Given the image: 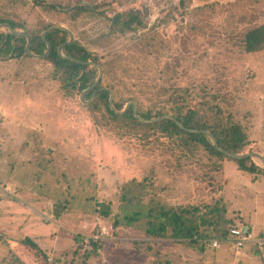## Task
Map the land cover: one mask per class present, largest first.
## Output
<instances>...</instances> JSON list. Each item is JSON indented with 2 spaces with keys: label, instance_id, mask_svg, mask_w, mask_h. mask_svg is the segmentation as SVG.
<instances>
[{
  "label": "rangeland",
  "instance_id": "1",
  "mask_svg": "<svg viewBox=\"0 0 264 264\" xmlns=\"http://www.w3.org/2000/svg\"><path fill=\"white\" fill-rule=\"evenodd\" d=\"M35 1L0 0V16L34 30L43 23L65 26L99 54L126 48L104 35L110 31L105 17L138 9L147 14L174 58L183 50L199 58L189 62L186 75L185 60L172 57L171 69L176 62L180 74L170 84L212 80L249 131L246 153L264 156V50L248 54L242 48L245 32L264 25V0H38L59 6L54 11L35 7ZM84 4L105 15L72 21L68 7ZM3 58L0 264H264V237L245 244L238 255L230 237L216 250L212 243L220 239L209 237L200 251L170 237L150 239L123 220L114 225L116 214L123 217L133 210L120 208V194L125 183L136 180L150 183L148 199L170 206H199L204 214L206 206L224 203L228 218L237 225L249 223L257 233L262 226L264 230L261 174L243 173L235 162L219 163L203 152L185 158L162 136L121 137L92 119L87 111L90 94L85 103L81 94L70 99L60 92L50 64L26 60L20 65ZM160 86L143 100V109L153 108L149 102L155 104ZM130 95L126 90L125 96ZM99 210L111 214L104 217ZM28 237L42 249L24 243ZM93 242L99 246L96 254L91 253Z\"/></svg>",
  "mask_w": 264,
  "mask_h": 264
},
{
  "label": "trees",
  "instance_id": "2",
  "mask_svg": "<svg viewBox=\"0 0 264 264\" xmlns=\"http://www.w3.org/2000/svg\"><path fill=\"white\" fill-rule=\"evenodd\" d=\"M9 1L16 2L17 0ZM34 6L45 7L51 11L59 8V6L38 0L35 1ZM67 11L72 21L91 15H95L93 17L105 15L104 12H98L95 6H87V4L69 6ZM105 18L110 23V31L108 34L103 32L104 35L122 41L121 44L126 48L99 54L92 52L78 39H75L74 42L65 46L63 54L84 62L93 61L102 66L104 76L95 89L107 88L113 91L116 109L123 110L127 103L135 102L138 114L145 119L172 114L186 129H200L213 134L222 149L233 154L248 152L251 144L249 131L243 121L237 119L232 111V103L228 105L227 100L217 92V86L212 84V80L198 82L196 78H193L195 81H189L186 86H178V83L170 84L173 76L180 74L178 65L176 62L173 64V61L185 60L184 68H187L185 71L187 75L190 73V68L187 67L189 62L191 60L197 62L199 58H192L191 52L188 53L186 50L179 52L177 58H174V53L171 55L165 49V41L158 35L155 25L148 22V15L139 9L117 13L110 19ZM2 23H8L16 30L26 29L33 37L31 51L34 54L42 55L46 52L47 46L41 34L54 26L53 24L43 23L34 30L18 22H9L0 16V24ZM194 29L191 28V30ZM102 36L99 34V38ZM46 39L52 46V53L46 59L36 60L25 52L26 38L13 37L9 32L0 30V55L6 57L3 59L14 60L20 65L26 60L40 62L43 65L50 64L53 69L52 78L60 84V92L65 97L73 99L94 84L98 77V70L60 57L59 47L69 40L65 32H50ZM242 45L244 52L248 54L264 50V25L247 30ZM172 57L174 59L171 63L175 70L171 69L169 63ZM200 57L204 56L200 55ZM150 59L154 61L151 62ZM20 70V68L17 70L18 74ZM170 70L171 76L169 77ZM155 85H161L157 87L155 104L150 101L153 108L149 107L145 110L142 108L143 100H149L150 93L157 90ZM124 87H127L126 90L131 94L130 96H125L126 90H122ZM136 87H144V89L136 90ZM133 90L135 94L132 93ZM87 111L95 123L109 127L121 137L140 135L141 138L148 140L152 136H162L168 138L169 142L180 150L185 158H194L203 152L209 159L219 163L225 160L235 162L239 171L243 173L264 176V169L253 159H232L219 152L206 135L182 130L172 120L141 122L135 118L132 107L124 115H117L110 109L108 92H99L87 106ZM107 119L109 122H106ZM123 129H127V132H123ZM149 185V182L136 180L123 185L120 194V208L133 210L123 217L116 214L115 226H120V220H123L126 227H137L143 230L150 239L170 237L176 243L186 244L203 251L205 244L202 241L205 239L213 237L223 242L229 237V227L233 225V229H243L246 225L245 223L237 225L234 219L228 218V208L224 203L206 206L207 210L203 214L199 206H170L158 200L148 199ZM99 211L104 217H109L111 214L106 210ZM211 226L213 227L210 231ZM24 243L34 250H39V247L42 249L41 244L30 237L26 238ZM93 246L94 250L91 253L96 254L99 246L94 242Z\"/></svg>",
  "mask_w": 264,
  "mask_h": 264
},
{
  "label": "water",
  "instance_id": "3",
  "mask_svg": "<svg viewBox=\"0 0 264 264\" xmlns=\"http://www.w3.org/2000/svg\"><path fill=\"white\" fill-rule=\"evenodd\" d=\"M3 29H6L13 37H24L26 38L27 40V43H26V46H25V52L26 54L33 58V59H38V60H41V59H46L48 58L51 53H52V46L51 44L47 41L46 39V36L47 34H49L50 32H53V31H62V32H65L68 37H69V40L65 43H63L59 49H58V53L60 55L61 58H64V59H67V60H70V61H73V62H76L78 64H82V65H88V66H91V67H94L98 70V77L96 79V81L94 82V84L92 86H90L89 88L85 89L82 93H81V96H80V100L81 102H85V99L84 97L88 94H90V98L88 100L87 103L91 102L94 100V98L96 97V95L99 93V92H108L109 93V106H110V109L116 113L117 115H124L130 107H132V110H133V114L135 116V118L141 122H145V123H153V122H160V121H163V120H172L174 121L178 127L182 130H186L187 132H190V133H194V134H204L206 135L210 140L211 142L213 143V146L219 151L221 152L222 154L228 156V157H231L232 159H235V160H243V159H247V158H251V159H254V160H258L261 162V167L264 169V156L261 155L260 153H257V152H251V153H244V154H233V153H230L224 149H222L219 145H218V142L216 140V138L214 137L213 134H211L210 132L208 131H205V130H200V129H186L180 122H178L175 117L172 115V114H167V115H164V116H161V117H156V118H153V119H145L143 117H141L138 112H137V105L135 102H129L126 104L125 108L123 110H118L115 108V105H114V92L107 89V88H102V89H98L96 90L95 88L98 86V84L101 82V80L103 79V76H104V70L102 68V66H100L99 64L93 62V61H87V62H84V61H81V60H77L71 56H67V55H64L63 54V49L65 48L66 45L68 44H71L72 42L75 41V35L74 33L68 29L67 27L65 26H51L49 27L48 29H46L45 31L42 32L41 34V38L42 40L44 41V43L46 44L47 46V50L44 54L42 55H38V54H34L32 51H31V46H32V43H33V37L32 35L28 32V31H24V30H16L15 28H13L10 24L8 23H2L0 24V30H3ZM247 228H243V231L244 232H247L246 230Z\"/></svg>",
  "mask_w": 264,
  "mask_h": 264
},
{
  "label": "built area",
  "instance_id": "4",
  "mask_svg": "<svg viewBox=\"0 0 264 264\" xmlns=\"http://www.w3.org/2000/svg\"><path fill=\"white\" fill-rule=\"evenodd\" d=\"M230 239L232 238L236 248H238V250H240L241 248H243L245 246V244H247L248 242L253 241V235L249 232H244L243 229H231L230 230V234H229ZM221 246V241L217 240V241H213L212 243V247L214 249H219Z\"/></svg>",
  "mask_w": 264,
  "mask_h": 264
},
{
  "label": "crops",
  "instance_id": "5",
  "mask_svg": "<svg viewBox=\"0 0 264 264\" xmlns=\"http://www.w3.org/2000/svg\"><path fill=\"white\" fill-rule=\"evenodd\" d=\"M264 176H262V179L263 180H259V181H264V178H263ZM257 180V179H256ZM254 195V194H253ZM254 197V196H253ZM246 225L245 226H243V228H247L246 230H247V232H249V233H251L252 235H253V238H257V239H259V241L258 242H260V241H262V239H263V237H264V230H263V226H262V229H260V230H258V232L257 233H255V230L253 229L254 227L253 226H251V225H249V223H245ZM256 234V235H255ZM253 242V241H252ZM251 242V243H252ZM238 255H241V250H239L238 251ZM238 257H240V256H238Z\"/></svg>",
  "mask_w": 264,
  "mask_h": 264
}]
</instances>
